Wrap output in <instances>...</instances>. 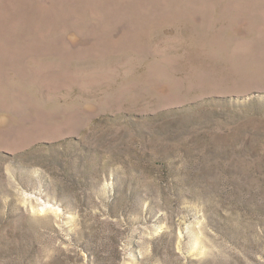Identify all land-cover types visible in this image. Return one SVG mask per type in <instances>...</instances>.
<instances>
[{
    "label": "rangeland",
    "instance_id": "374dc122",
    "mask_svg": "<svg viewBox=\"0 0 264 264\" xmlns=\"http://www.w3.org/2000/svg\"><path fill=\"white\" fill-rule=\"evenodd\" d=\"M0 264H264V0H0Z\"/></svg>",
    "mask_w": 264,
    "mask_h": 264
}]
</instances>
